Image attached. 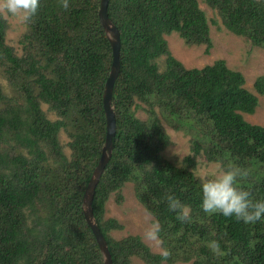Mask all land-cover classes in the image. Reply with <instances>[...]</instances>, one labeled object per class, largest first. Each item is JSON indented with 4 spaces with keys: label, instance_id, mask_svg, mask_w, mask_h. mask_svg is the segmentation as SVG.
Instances as JSON below:
<instances>
[{
    "label": "trees",
    "instance_id": "trees-1",
    "mask_svg": "<svg viewBox=\"0 0 264 264\" xmlns=\"http://www.w3.org/2000/svg\"><path fill=\"white\" fill-rule=\"evenodd\" d=\"M201 1L213 18L198 0L108 2L120 38L112 94L116 133L92 212L113 264H264V217L244 223L205 213L195 174L199 157L221 168L238 166L248 174L236 187L253 203L264 201V126L244 119L264 96V75L253 84L255 95L224 60L185 68L164 39L175 33L208 53L211 24L264 49V0ZM63 2L38 0L25 22L20 57L6 44L0 12V67L13 91L8 97L0 87V264H103L82 197L105 139L102 92L111 48L98 19L99 0H68L67 9ZM162 121L189 137L190 154L179 162L164 155L170 140ZM128 184L158 221L167 258L139 236H113L123 225L105 216V206L110 199L122 205ZM169 195L187 206L188 218L170 210Z\"/></svg>",
    "mask_w": 264,
    "mask_h": 264
},
{
    "label": "rangeland",
    "instance_id": "rangeland-1",
    "mask_svg": "<svg viewBox=\"0 0 264 264\" xmlns=\"http://www.w3.org/2000/svg\"><path fill=\"white\" fill-rule=\"evenodd\" d=\"M199 1V7L206 13L208 19L213 18L214 12L208 8L201 0ZM3 17L6 19L8 28L6 32V44L13 48L16 56L20 57L23 53L22 45L23 35L26 30L25 21L18 16L8 14L6 11L0 10ZM217 16L215 15V19ZM210 38L212 41V48L208 53L205 52L204 45H186L182 39L175 33L165 35L164 39L167 42V49L170 54L180 61L187 69L201 68L205 65L212 64L216 60H224L227 67L231 70L240 72L245 79L244 87L251 93L256 94L253 84L257 77L264 75V49L251 45L246 39L236 36L222 26L218 28L215 25L209 26ZM163 58L159 60V64L163 63ZM163 65L160 66L162 70ZM0 87L2 92L8 97L12 96L13 91L8 82L4 78L2 68L0 67ZM17 93V92H16ZM258 97V106L252 115H244L245 121L250 124L264 126V96ZM42 109L46 111V106H42ZM49 118L55 117L49 113ZM141 119L145 118L142 112L137 113ZM165 132L167 133L170 145L164 151V155L175 161H181L185 156L190 154L189 151V137L181 131H175L165 121H162ZM61 143L65 146L68 138L62 133L60 135ZM68 154L67 147L64 149ZM219 164L209 163L204 158L199 157L197 159L195 174L201 180L206 175H211L220 169ZM123 204L117 205L113 199H110L105 206V216L113 217L117 219L123 228L120 231L113 233L116 239H120L127 235L139 236L141 240L147 244L152 251L160 253V245H156L154 242L146 241L143 238L144 231L148 227L152 218H146V211L136 201L132 186L126 185L123 189ZM135 264H144L138 260H134ZM177 264H190V263H177Z\"/></svg>",
    "mask_w": 264,
    "mask_h": 264
},
{
    "label": "clouds",
    "instance_id": "clouds-1",
    "mask_svg": "<svg viewBox=\"0 0 264 264\" xmlns=\"http://www.w3.org/2000/svg\"><path fill=\"white\" fill-rule=\"evenodd\" d=\"M65 9L69 7L68 0H64ZM38 0H0V10L8 14L18 16L23 21H28L37 11ZM247 171L238 166L230 165L220 168L219 171L206 175L201 182V203L200 207L207 214L219 213L224 217H234L244 223H254L264 217V201L253 203L249 199V192L236 187L237 178L247 176ZM170 210H181L180 219L188 218L186 205H181L174 196L167 197ZM151 212L146 210V218L151 217ZM160 225L152 219L144 231L143 238L146 241L161 244L159 237ZM214 249L219 245L214 241L211 245ZM160 255L167 258L169 253L166 249L160 248Z\"/></svg>",
    "mask_w": 264,
    "mask_h": 264
},
{
    "label": "water",
    "instance_id": "water-1",
    "mask_svg": "<svg viewBox=\"0 0 264 264\" xmlns=\"http://www.w3.org/2000/svg\"><path fill=\"white\" fill-rule=\"evenodd\" d=\"M109 0H99L98 19L103 28L111 48V65L108 77L102 92V107L105 118V139L101 149V155L95 166L82 197V213L84 220L90 228L95 242L102 256L103 264H113L108 245L102 236L92 212V200L95 188L104 171L112 153V140L116 133V121L112 104L113 86L120 69V38L116 26L110 21L107 14Z\"/></svg>",
    "mask_w": 264,
    "mask_h": 264
}]
</instances>
